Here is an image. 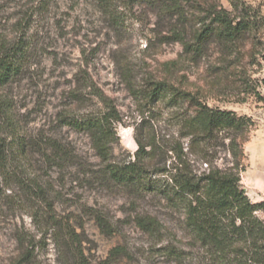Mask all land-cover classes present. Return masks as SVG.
Returning a JSON list of instances; mask_svg holds the SVG:
<instances>
[{
  "label": "rangeland",
  "instance_id": "rangeland-1",
  "mask_svg": "<svg viewBox=\"0 0 264 264\" xmlns=\"http://www.w3.org/2000/svg\"><path fill=\"white\" fill-rule=\"evenodd\" d=\"M234 1L264 14V0ZM230 3L190 0L182 20L119 2L115 24L94 0H0V51L18 42L29 50L24 73L0 90V139L14 143L16 154L22 147L15 139L26 144L25 156L16 155L20 176L37 181L49 200L28 195L18 184L9 190L0 177V264H13L27 252L29 264H80L75 249L84 254L85 264H201L191 256L184 217L159 196L128 194L104 183L98 176L104 166L88 135L61 122L64 116L97 115L112 105L123 119L112 143L113 160H131L137 137L155 138L161 150L172 147L178 139L176 111L164 102H138L130 92L131 84L150 78L197 94L211 107L253 119L256 129L244 144L247 171L242 182L253 202L264 201V101L242 92L244 73L264 77V69L248 66L256 39L248 36L229 50L214 44L197 60L177 40H191L210 10L232 11ZM258 91L264 99V87ZM4 103L8 118L2 113ZM50 139L71 151L75 163L49 165L45 153H51L46 145ZM182 143L188 147L189 140ZM218 157V166H232L227 149ZM190 158L200 172L207 169L197 155ZM168 160L170 165L173 160ZM163 162L157 157L154 163L162 167ZM97 216L107 221L110 234L98 225ZM53 217L63 224L69 220L80 243L58 244L61 230ZM139 218L157 220L159 231L145 232ZM179 250L187 251L180 260Z\"/></svg>",
  "mask_w": 264,
  "mask_h": 264
},
{
  "label": "trees",
  "instance_id": "trees-1",
  "mask_svg": "<svg viewBox=\"0 0 264 264\" xmlns=\"http://www.w3.org/2000/svg\"><path fill=\"white\" fill-rule=\"evenodd\" d=\"M94 1L102 14L119 24V2L125 6H146L161 15L177 16L183 20L184 5L190 0ZM229 1L232 11L224 7L213 8L191 40L182 37L177 40L183 44L186 54L197 60L203 58L214 44L229 50L252 36L257 43L253 46L248 66L262 70L264 14L243 1ZM24 43L6 45L1 49L0 90L24 73L29 51ZM242 86L243 94L264 101L258 91L264 87V77L253 79L246 72ZM130 92L138 102L146 105L164 102L173 108L176 111L173 119L179 128L178 139L172 147L161 150L155 138L137 137L138 150L133 158L117 162L113 160L112 143L123 119L115 107L106 105L99 114L82 118L64 116L62 124L84 132L90 138L96 157L104 166L98 173L99 178L128 194L159 196L171 209L180 213L184 217L183 230L190 241L191 256L199 258L201 264H264V201L253 202L242 182V174L247 171L243 164L244 144L256 129L253 119L233 110L211 107L199 95L156 78L147 79L140 85L131 84ZM9 110L4 103L2 113L7 118ZM145 124L146 119H141L137 130L140 131ZM183 139L189 140L188 147L182 143ZM15 140L18 147H22L17 154L14 143L0 139V177L7 189L18 184L28 195L48 202L46 190L37 181H27L20 176L17 156H25L26 144L20 138ZM46 145L51 151L50 154L45 153L49 165L66 167L75 163L73 153L57 140L50 139ZM222 149L230 153L232 166L222 168L217 165ZM190 155H197L207 169L200 172L195 167L196 160H192ZM157 157L164 160L162 167L155 166ZM168 159L173 160L170 165ZM138 220L139 227L147 233L160 229L155 219ZM51 221L61 230L55 239L58 244L72 243L76 246L80 243L79 234L69 220L63 224L53 217ZM97 223L110 234V226L104 218L97 216ZM30 254L27 252L13 264H29ZM73 254L80 258V264H85L82 251L75 249ZM186 254L187 251L179 250L177 258L183 259Z\"/></svg>",
  "mask_w": 264,
  "mask_h": 264
},
{
  "label": "crops",
  "instance_id": "crops-1",
  "mask_svg": "<svg viewBox=\"0 0 264 264\" xmlns=\"http://www.w3.org/2000/svg\"><path fill=\"white\" fill-rule=\"evenodd\" d=\"M246 190L248 191V195H250V194H249V189H248V188H246Z\"/></svg>",
  "mask_w": 264,
  "mask_h": 264
}]
</instances>
